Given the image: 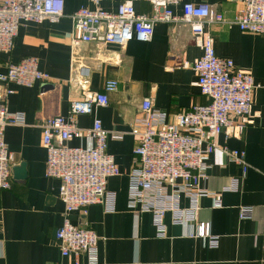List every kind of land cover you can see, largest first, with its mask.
I'll list each match as a JSON object with an SVG mask.
<instances>
[{"label": "crops", "instance_id": "1", "mask_svg": "<svg viewBox=\"0 0 264 264\" xmlns=\"http://www.w3.org/2000/svg\"><path fill=\"white\" fill-rule=\"evenodd\" d=\"M183 1L209 3L227 20L234 19L241 5V0ZM102 5L112 9L118 4L104 1ZM82 7L93 4L65 0V14L58 22H23L13 49L0 52V74L10 63L33 57L39 69L51 76L33 86L0 81V88L13 90L6 100L8 110L25 117L23 124L8 125L4 137L14 166L25 163L26 168L20 178L13 166L11 188L0 189V264H71L73 257L62 255L56 237L66 217L99 236L98 244L80 257L82 263L93 259L96 264H264V34L244 32L236 23L209 28L217 55L250 70L257 85L252 124L242 138L219 134L216 150L206 159L208 168L200 187L207 194L199 198L198 220L209 222L217 236V243L210 245L209 239L189 235L195 224H175L171 213L164 219L166 235L160 236L151 212L129 207L128 172L134 166L137 144L131 129L140 117L141 103L151 97L154 106L167 113L168 121L194 104H206L208 98L201 93L191 66L202 49L195 45L188 24L164 21L155 23L150 41L82 42L74 47L71 14ZM135 8L139 13H154L146 1H136ZM171 8L182 15L181 4ZM107 79L119 82L118 89L109 93V104L77 115L76 121L90 128L98 118L111 132L107 150L122 171L107 180V190L116 194L114 209L105 210L97 203L86 213H66L60 180L47 175L41 122L52 116L67 117L72 100L82 98L85 91L102 90ZM69 144L92 148L95 140L83 136ZM226 149L245 152V173ZM180 202L188 207L191 200L182 194ZM241 206H252L249 218L240 216Z\"/></svg>", "mask_w": 264, "mask_h": 264}, {"label": "built area", "instance_id": "2", "mask_svg": "<svg viewBox=\"0 0 264 264\" xmlns=\"http://www.w3.org/2000/svg\"><path fill=\"white\" fill-rule=\"evenodd\" d=\"M93 7H82L71 14L73 20L72 45L82 42L119 44L137 38L150 41L156 22H184L189 25L194 43L202 55L192 64L198 77L201 93L208 98L206 104H194L189 109L167 120V113L156 108L151 97L141 103V114L131 129L137 144L134 148V166L129 176V207L140 212H151L160 236L166 235L165 215L171 213L175 224L192 223L196 229L190 236L209 239L217 243L209 222L198 220L199 198L207 194L200 187L206 177L207 157L217 148V137L226 132L242 138L253 122L254 92L257 85L250 70L239 68L232 59L220 58L210 27L218 23H236L244 32L264 34V0H241L233 20L209 3L183 0H89ZM107 1L118 5L105 8ZM136 1L149 2L151 15L139 13ZM181 4L182 15L171 6ZM65 14V0H0V52H10L14 38L23 22L42 24L58 22ZM184 65L188 66V62ZM51 76L38 67L36 58L28 57L19 63H10L0 81L6 84L33 86ZM118 80L107 79L102 90L85 91L80 99L71 101L70 114L52 116L41 122L43 145L47 150V175L60 180V196L66 213L82 210L100 203L105 210H113L116 194L107 190V180L122 173L114 156L108 152L111 132L100 119L92 127L82 128L77 115L90 113L96 106L109 104V93L118 89ZM13 90L0 88V189L11 188L14 155L5 141V130L11 124H23L20 112H11L6 105ZM119 134V133H118ZM118 134H113L117 135ZM122 135V134H120ZM83 136L92 137L95 146L85 148L69 142ZM237 164L248 170L245 152L226 149ZM188 197L190 206L183 207L181 195ZM216 205L219 200L216 199ZM252 206H241L240 216L249 218ZM64 257H73L71 264H96L90 259L82 263L80 257L98 244L99 236L87 225H75L69 218L56 232Z\"/></svg>", "mask_w": 264, "mask_h": 264}, {"label": "water", "instance_id": "3", "mask_svg": "<svg viewBox=\"0 0 264 264\" xmlns=\"http://www.w3.org/2000/svg\"><path fill=\"white\" fill-rule=\"evenodd\" d=\"M13 170H14V174L16 175V177L23 178L26 175L25 163H21L18 166H14Z\"/></svg>", "mask_w": 264, "mask_h": 264}]
</instances>
